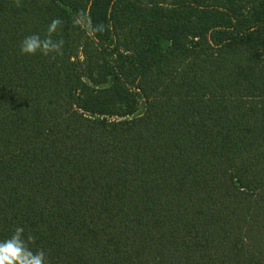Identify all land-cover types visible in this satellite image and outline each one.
Returning a JSON list of instances; mask_svg holds the SVG:
<instances>
[{"label": "trees", "instance_id": "1", "mask_svg": "<svg viewBox=\"0 0 264 264\" xmlns=\"http://www.w3.org/2000/svg\"><path fill=\"white\" fill-rule=\"evenodd\" d=\"M53 18L63 55H21ZM16 226L48 264H264V0H0Z\"/></svg>", "mask_w": 264, "mask_h": 264}, {"label": "clouds", "instance_id": "2", "mask_svg": "<svg viewBox=\"0 0 264 264\" xmlns=\"http://www.w3.org/2000/svg\"><path fill=\"white\" fill-rule=\"evenodd\" d=\"M15 6H21V0H14ZM60 18H53L47 27L46 33L41 37L37 33L26 36L20 43L21 55H36L37 53L55 60L63 55L65 41L56 39L58 30L62 27ZM73 24L82 28L86 35L95 40L97 33H103L106 25L93 24L85 12H80L73 19ZM37 237L31 232L25 234L22 226H16L11 235L0 239V264H48V253L44 248H34Z\"/></svg>", "mask_w": 264, "mask_h": 264}, {"label": "rangeland", "instance_id": "3", "mask_svg": "<svg viewBox=\"0 0 264 264\" xmlns=\"http://www.w3.org/2000/svg\"><path fill=\"white\" fill-rule=\"evenodd\" d=\"M141 111V108H140V110H139V112Z\"/></svg>", "mask_w": 264, "mask_h": 264}]
</instances>
